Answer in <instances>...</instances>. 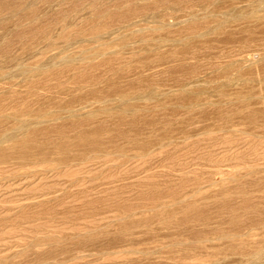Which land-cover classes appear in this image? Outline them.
Masks as SVG:
<instances>
[{
    "label": "rangeland",
    "instance_id": "obj_1",
    "mask_svg": "<svg viewBox=\"0 0 264 264\" xmlns=\"http://www.w3.org/2000/svg\"><path fill=\"white\" fill-rule=\"evenodd\" d=\"M15 1L0 0V139H8L0 140V264H264V28L227 25L219 35L211 32L213 13L207 12L218 0ZM262 1L257 9H264ZM252 3L224 10L241 7L243 12L259 5ZM175 21L180 25L175 27ZM242 57L256 63L241 70ZM231 78L237 79L231 90L206 91V84ZM195 87L205 90L191 94Z\"/></svg>",
    "mask_w": 264,
    "mask_h": 264
},
{
    "label": "bare ground",
    "instance_id": "obj_2",
    "mask_svg": "<svg viewBox=\"0 0 264 264\" xmlns=\"http://www.w3.org/2000/svg\"><path fill=\"white\" fill-rule=\"evenodd\" d=\"M11 1H12V0H11ZM13 1H15V0H13ZM20 1H21V0H20ZM23 1H24V0H23ZM25 1H26V0H25ZM34 1H35V0H34ZM34 1H31V2L33 3ZM46 1H47V0H46ZM46 1H45V2H46ZM248 1L250 2V4L253 2V3H252L253 6H254V3H255V5H257V4H259V5H257L256 7L248 8L247 11H244L246 7H245V8L243 7V8H244L243 12H241V11H242V8H241V7H240V8H239V7H236V11H235V8L233 9L234 11H231V10H230V12L224 10V9H226V7H227L229 4H233V3H234V4H237V3H238L239 5L242 6V4H243L244 2H247V4H248ZM261 1H262V0H218L216 6H215V8H214V10H212V11H208V12H207V14H208V13H213V14H214V15L212 14L213 18H212V22H211V25H212L211 32H213V33L219 35V34H221V31H222L227 25H231V26H241V27H242V26H245V28L261 27V26H262L261 28H264V9H262V8L257 9V7L260 6V5L262 4V3L260 4ZM15 2H16V1H15ZM28 2H29V1H28ZM28 2H27V3H28ZM256 2H257V4H256ZM262 2H263V4H264V1H262ZM5 3H7V2H5ZM41 3H42V2H41ZM41 3H40V4H41ZM56 3H57V2H56ZM192 3H193V2H192ZM9 4H10V3H9ZM11 4H12V3H11ZM28 4L30 5L31 3H28ZM28 4H26V5L28 6ZM49 4H50V3H49ZM76 4H77V3H76ZM195 4H196V2H195ZM238 4H237V6H238ZM0 5H3V3L0 4ZM47 5H48V4H47ZM47 5H45V6H47ZM52 5H53V4H52ZM78 5H79V4H78ZM191 5H192V4H191ZM201 5H202V4H201ZM5 6H7V5H5ZM30 6H33V4L30 5ZM95 6H96V5H95ZM40 7H41V5H40ZM42 7H43V6H42ZM54 7H55V5H54ZM97 7H99V6H97ZM249 7H250V6H249ZM260 7H261V6H260ZM5 8H6V7H5ZM26 8H27V7H26ZM28 8H29V6H28ZM28 8H27V9H28ZM32 8H33V7H32ZM50 8H51V6H50ZM50 8H49V9H50ZM21 9H22V8H20V10H21ZM238 9H239V10L241 9V10L238 11ZM5 10H6V9H5ZM17 10H18V12H20V10H19L18 8H17ZM50 10H51V9H50ZM173 10H174V9H173ZM223 10H224V11H223ZM21 11H22V10H21ZM51 11H52V10H51ZM178 11H179V10H178ZM5 12L7 13V11H5ZM5 12H4L3 14H6ZM18 12H17V13H18ZM24 12H25V11H24ZM26 12L28 13L29 11H26ZM35 12H36V11H35ZM39 12H40V11H39ZM46 12H47V11H46ZM171 12H172V10H171ZM179 12H180V11H179ZM15 13H16V12H15ZM163 13H165V11H164ZM174 13H176V12H174ZM181 13H182V12H181ZM243 13H244V14H243ZM0 14H2V12H1ZM19 14H22V13H19ZM29 14H30V13H29ZM160 14H161V13H160ZM160 14H159V16H156V17H158L159 19L164 18V17H162ZM169 14H170V13H169ZM176 14H177V13H176ZM216 14H217V15H216ZM10 15H11V14H10ZM14 15H15V14H14ZM16 15H17V14H16ZM31 15H32V14H31ZM42 15H43V14H42ZM58 15H59V14H58ZM170 15H171V14H170ZM203 15H204V13H203ZM234 15H239L238 19H237L236 21H235V20H230V19H232V18L234 17ZM5 16H6V15H5ZM5 16H4V17H5ZM8 16H9V15H8ZM51 16H53V15H51ZM54 16H55V15H54ZM104 16H105V15H104ZM165 16H166V15H165ZM191 16H192V14H191ZM231 16H232V17H231ZM12 17H13V16H12ZM22 17H23V16H22ZM30 17H31V16H30ZM90 17H91V16H90ZM144 17H145V16H144ZM192 17H193V16H192ZM205 17H206V16H205ZM228 17H230V19H227ZM34 18H35V17H34ZM0 19H1V18H0ZM4 19H5V18H4ZM7 19H10V18H7ZM12 19H13V18H11V20H12ZM18 19H20V18L18 17ZM18 19H17V20H18ZM68 19H69V18H68ZM143 19H144V18H143ZM143 19H140V20H143ZM191 19L193 20L194 18H191ZM201 19H202V18H201ZM233 19H234V18H233ZM20 20H22V18H21ZM20 20H18V21H20ZM65 20H66V19H65ZM65 20H64V21H65ZM144 20H145V19H144ZM0 21H1V20H0ZM25 21H26V20H25ZM29 21H30V20H29ZM29 21H28V22H29ZM145 21H146V20H145ZM157 21H158V20H157ZM180 21H182V20H180ZM185 21H186V20H185ZM5 22H6V20H5ZM8 22H10V20H9ZM21 22L23 23L24 21H20V22H18V24L20 23L19 25H22ZM28 22H27V23H28ZM155 22H156V21H155ZM159 22L161 23V21H158L157 24H159ZM171 22H172V21H171ZM175 22H176V21H175ZM177 22H178V21H177ZM177 22H176V23H177ZM187 22H188V21H187ZM206 22H207V21H206ZM10 23H11V22H10ZM14 23H15V21H14ZM136 23H137V22H136ZM178 23H179V22H178ZM79 24H80V22H79ZM127 24H128V23H127ZM152 24H155V23L152 22L151 25H152ZM162 24H163V23H162ZM162 24H161V25H162ZM170 24H171V23H170ZM181 24H182V22H181ZM183 24H184V21H183ZM1 25H2V24H1ZM6 25H7V24H6ZM19 25H18V26H19ZM24 25H26L25 22H24ZM24 25H23V26H24ZM34 25H35V24H34ZM34 25H33V26H34ZM128 25H129V24H128ZM151 25H150V26H151ZM163 25L165 26V24H163ZM163 25H162V26H163ZM166 25H167V24H166ZM172 25H173V23H172ZM178 25H180V23L177 24V25H175V27L178 26ZM36 26H37V25H36ZM41 26H42V25H41ZM91 26H92V25H91ZM93 26H95V25H93ZM93 26H92V27H93ZM6 27H7V26H6ZM12 27H13V26H12ZM16 27H17V26H16ZM25 27H27V26H25ZM28 27H29V26H28ZM28 27H27V28H28ZM125 27H126V26H125ZM143 27H144V26H143ZM143 27H142V28L140 27V29H144ZM169 27H173V26L170 25ZM184 27H185V26H184ZM184 27H183V28H184ZM3 28H4V27H3ZM30 28H31V27H30ZM43 28H44V27H43ZM121 28H122V26H121ZM121 28H120V30H121ZM138 28H139V25H138ZM159 28H160V27H159ZM162 28H163V27H162ZM7 29H8V28H7ZM12 29H13V28H12ZM14 29H15V28H14ZM58 29H60V28H58ZM145 29H146V28H145ZM155 29H156V28H155ZM189 29H190V28H189ZM189 29L187 28L188 31H189ZM209 29H210V28H209ZM3 30H4V29H3ZM31 30H32V29H31ZM31 30H30V31H31ZM38 30H39V29H38ZM60 30H61V29H60ZM113 30H114V29H113ZM125 30H126V29H125ZM131 30L135 31L136 29H131ZM131 30H130V31H131ZM151 30H152V29H151ZM191 30H192V29H191ZM191 30H190V31H191ZM10 31H11V28H10ZM10 31H9V32H10ZM33 31H34V30H33ZM35 31H36V28H35ZM52 31H54L53 28H52ZM58 31H59V30H58ZM73 31H74V30H73ZM114 31H115V30H114ZM117 31L119 32V30H117ZM133 31H132V32H133ZM138 31L140 32V30H138ZM142 31H144V30H142ZM209 31H210V30H209ZM7 32H8V31H7ZM55 32H56V31H55ZM55 32H54L53 34L60 33V32H57V33H55ZM106 32H107V31H106ZM122 32H123V31H122ZM124 32H125V31H124ZM124 32H123V33H124ZM136 32H137V30H136ZM243 32H244V31H243ZM27 33H29V31H27ZM108 33H109V32H107L106 34H108ZM111 33H113V35H114L115 32L112 31ZM111 33H110V34H111ZM120 33H121V32H120ZM123 33H122V34H123ZM127 33H128V32H126V34H127ZM1 34H2V33H1ZM22 34H23V33H22ZM41 34H42V33H41ZM118 34H119V33H118ZM124 34H125V33H124ZM207 34H208V33H207ZM70 35H71V34H70ZM113 35L111 34L110 37H113V38H114V37L116 36V35H114V36H113ZM119 35H120V34H119ZM13 36H14V35H13ZM36 36H37V35H36ZM44 36H45V35H44ZM44 36H43V37H44ZM101 36H102V35H101ZM104 36H105V35H104ZM199 36H200V35H199ZM202 36H204V35H202ZM2 37H3V36H2ZM7 37H8V36H7ZM9 37H10V36H9ZM14 37H15V36H14ZM47 37H50V35L47 36ZM51 37H52V36H51ZM89 37H91V36H89ZM89 37H88V38H89ZM212 37H213V36H212ZM0 38H1V37H0ZM12 38H13V37H12ZM81 38H82V37H81ZM81 38H80V39H81ZM83 38H84V37H83ZM98 38H99V37H98ZM105 38H106V37H105ZM107 38H109V37H107ZM118 38H120V37H118ZM37 39H39V37H38ZM76 39H77V38H76ZM85 39H86V38H85ZM85 39H84V40H85ZM102 39H104V38H102ZM159 39H160V38H159ZM185 39H186V38H185ZM10 40H11V39H9V41H10ZM13 40H14V39H13ZM32 40H33V39H32ZM43 40H44V39H43ZM48 40H49V39H48ZM48 40H47V42H48ZM77 40L79 41V38H78ZM77 40H76V41H77ZM92 40H93V39H90V40H87V41L92 42ZM96 40H97V39H96ZM98 40H99V39H98ZM111 40H112V39H111ZM155 40H157V39H155ZM160 40L163 41L162 39H160ZM176 40H177V38H176ZM182 40H183V39H182ZM182 40H181V41H182ZM7 41H8V40H7ZM9 41H8V42H9ZM64 41H65V40H64ZM69 41H71V40H69ZM74 41H75V40H74ZM76 41H75V42H76ZM78 41H77V42H78ZM81 41L84 42L83 39H82ZM93 41H94V40H93ZM141 41H142V40H141ZM141 41H140V42H141ZM170 41H172V40H170ZM173 41H174V40H173ZM179 41H180V40H179ZM179 41H176V42L178 43ZM5 42H6V41H5ZM35 42H36V44H37V41H35ZM41 42H43V41H41ZM44 42H46V41H44ZM47 42H46V44H47ZM52 42H53V41H52ZM72 42H73V41H72ZM72 42H67V43H72ZM94 42H95V41H94ZM110 42H112V41H110ZM176 42L174 41V43H176ZM18 43H19V42H18ZM21 43H23V42H21ZM26 43H27V42H26ZM96 43H98V42L96 41ZM108 43H109V42H108ZM138 43H139V42H138ZM141 43H142V42H141ZM2 44H3V43H2ZM36 44H35V45H36ZM38 44H39V42H38ZM51 44H52V43H51ZM53 44H54V43H53ZM53 44H52V45H53ZM75 44H76V43H75ZM81 44H82V43H81ZM81 44H80V45H81ZM84 44H85V42H84ZM106 44H107V42H106ZM134 44H135V43H134ZM254 44H255V43H254ZM20 45H21V44H20ZM26 45H27V44H26ZM33 45H34V44H33ZM33 45H32V46H33ZM43 45H44V44H43ZM48 45H49V44H48ZM52 45H51V46H52ZM57 45H59V44L56 43L55 46H57ZM62 45H64V44H62ZM66 45H67V44H66ZM98 45H101V44H98ZM172 45H173V44H172ZM18 46H19V45H18ZM29 46H30V44H29ZM51 46L48 47V48L51 49ZM60 46H61V45H60ZM60 46H59V47H60ZM68 46H69V45H68ZM93 46H95V45H93ZM125 46H126V45H125ZM125 46H124V47H125ZM127 46H128V45H127ZM129 46H130V45H129ZM158 46H159V45H158ZM161 46H162V45H161ZM163 46H164V45H163ZM252 46H253V44H252ZM19 47H20V46H19ZM39 47H40V46H39ZM44 47H47V46H44ZM57 47H58V46H57ZM253 47H254V46H253ZM42 48H43V47H42ZM96 48H97V47H96ZM19 49H20V48H19ZM21 49H22V48H21ZM21 49H20V50H21ZM23 49H24V48H23ZM84 49H85V48H84ZM91 49H92V48H91ZM161 49H162V48H161ZM181 49H182V48H181ZM24 50H25V49H24ZM53 50L55 51V49L52 48V53H53ZM58 50H59V49H58ZM80 50H81V49H80ZM85 50H86V49H85ZM92 50H93V49H92ZM163 50H164V49H163ZM31 51H32V50H31ZM50 51H51V50H50ZM60 51H61V54H62V50H60ZM65 51H66V50H65ZM120 51H121V50H120ZM120 51H119V52H120ZM220 51H221V50H220ZM22 52H23V51H22ZM44 52H45V51H43L42 54H43ZM56 52H57V51H56ZM66 52H67V51H66ZM66 52H65V53H66ZM221 52H222V51H221ZM221 52H220V53H221ZM15 53H16V52H15ZM35 53H36V52H35ZM49 53H50V52H49ZM49 53L47 54V56L49 55ZM52 53H50V54H52ZM57 53H58V52H57ZM104 53H105V52H104ZM106 53H107V51H106ZM223 53H224V52H222V54H223ZM21 54H22V53H21ZM44 54H45V53H44ZM58 54H59V53H58ZM107 54H108V53H107ZM110 54H111V53H110ZM114 54H115V53H114ZM118 54H119V53H118ZM16 55H17V54H16ZM32 55H33V54H32ZM45 55H46V54H45ZM87 55L89 56L88 53H87ZM92 55H93V54H92ZM98 55H99V54H98ZM116 55H117V54H116ZM256 55H257V54H256ZM17 56H18V55H17ZM53 56H54V55H53ZM55 56H57V55L55 54ZM59 56H61V55H59ZM77 56H78V55H77ZM94 56H96V55H94ZM99 56H100V55H99ZM192 56H193V55H192ZM241 56H242V55H241ZM29 57H30V55H29ZM42 57H43V56H42ZM49 57L51 58V56H49ZM63 57H64V56H63ZM86 57H87V56H86ZM102 57H103V56H102ZM216 57H217V56H216ZM27 58H28V57H27ZM53 58H54V57H53ZM81 58H82V57H81ZM87 58H89V57H87ZM91 58H92V57H91ZM95 58H97V57H95ZM95 58H93V59H95ZM99 58H100V57H99ZM254 58H255V57H254ZM256 58H257V57H256ZM263 58H264V57H263ZM42 59H43V58H42ZM60 59H61V58H60ZM72 59H73V58H72ZM11 60H12V59H11ZM13 60H15V59H13ZM63 60H64V58H63ZM132 60H133V59H132ZM162 60H163V59H162ZM191 60H192V59H191ZM42 61H43V60H42ZM45 61H48V60H46V58H45L44 62H45ZM51 61H52V60H51ZM64 61H65V60H64ZM95 61H96V59H95ZM179 61H180V60H179ZM195 61H196V60H195ZM44 62H43V63H44ZM48 62H49V61H48ZM53 62H54V61H53ZM68 62H69V61H68ZM202 62H203V61H202ZM43 63H42V64H43ZM49 63H50V62H49ZM49 63H48V65H49ZM55 63H56V62H55ZM71 63H72V62H71ZM178 63H179V62H178ZM227 63H228V61H227ZM229 63H231V62H229ZM236 63H237V61H236ZM255 63H256L255 61H253V60H251V59H247L246 57H244V58L242 57V58H240V60L238 61V64L240 65L241 70H245L246 68L251 67V66L254 65ZM17 64H18V63H17ZM19 64H20V63H19ZM50 64H51V63H50ZM87 64H88V61H87L86 65H87ZM93 64H94V63H93ZM123 64H124V63H123ZM123 64H122V65H123ZM125 64H126V63H125ZM127 64H128V63H127ZM127 64H126V65H127ZM129 64H130V63H129ZM129 64H128V65H129ZM155 64H156V63H155ZM241 64H242L243 66H242ZM59 65H61V64H59ZM68 65H69V63H68ZM71 65H72V64H70V66H71ZM74 65H75V64H74ZM120 65H121V64H120ZM122 65H121V66H122ZM128 65H127V66H128ZM234 65H235V64H234ZM20 66H21V65H20ZM38 66H41V63H40V64L37 63V67H38ZM46 66H47V65H46ZM46 66H45V67H46ZM64 66H65V65H64ZM213 66H214V65H213ZM227 66H230V65L227 64ZM13 67H14V66H13ZM37 67H36V68H37ZM51 67H52V66H51ZM60 67H61V66H60ZM85 67H86V66H85ZM163 67H164V66H163ZM230 67L232 68V66H230ZM26 68H27V67H26ZM46 68H47V67H46ZM46 68H44V69L46 70ZM49 68H50V66H49ZM81 68H82V67H81ZM211 68H212V67H211ZM220 68H221V67H220ZM231 68H229V69H231ZM11 69H12V68H11ZM32 69H34V68H32ZM32 69H30V70H32ZM40 69H41V67H40ZM83 69H84V68H83ZM221 69H222V68H221ZM221 69H220V70H221ZM226 69H227V67H226ZM234 69H235V68H234ZM17 70H18V69H17ZM38 70H39V69H38ZM45 70H44V71H45ZM80 70H81V69H80ZM118 70H119V69H118ZM211 70H212V69H211ZM213 70H214V69H213ZM13 71H14V70H13ZM24 71H26V70H24ZM24 71H23V72H24ZM32 71H33V70H32ZM40 71H42V69H41ZM44 71H42V72H44ZM81 71H82V70H81ZM102 71H103V70H102ZM165 71H166V70H165ZM216 71H217V70H216ZM216 71H215V73H216ZM218 71H219V70H218ZM222 71H224V70H222ZM230 71H231V70H230ZM18 72H19V71H18ZM18 72H17V73H18ZM74 72H75V71H74ZM158 72H159V71H158ZM158 72L156 71L155 73L158 74ZM206 72H207V71H206ZM213 72H214V71H213ZM219 72H221V71H219ZM227 72H229L228 69H227ZM233 72H234V71H233ZM233 72H232V73H233ZM239 72H240V70H239ZM15 73H16V72H15ZM27 73H29V72H27ZM33 73H34V71H33ZM35 73H36V72H35ZM35 73H34V74H35ZM87 73H88V72H87ZM115 73H116V72H115ZM147 73H150V71H149V72H146V74H147ZM153 73H154V71H153ZM159 73H160V72H159ZM164 73H165V72H164ZM166 73H167V72H166ZM208 73H210V72H208ZM208 73H207L206 75H208ZM211 73H212V71H211ZM235 73H236V72H234L233 74H235ZM39 74H40V73H39ZM72 74H73V72H72ZM109 74H110V73H109ZM216 74H217V73H216ZM219 74H220V73H219ZM3 75H4V74H3ZM9 75H11V74H9ZM22 75H23V73H22L21 75H19V77L21 78ZM24 75H26V74H24ZM69 75L71 76V73H70ZM95 75H96V74H95ZM144 75H145V74H144ZM149 75H150V74H149ZM151 75H153V74H152V71H151ZM166 75H167V74H166ZM203 75H205V74H203ZM209 75H210V74H209ZM235 75H236V74H235ZM235 75H234V76H235ZM36 76H37V75H36ZM145 76H146V75H145ZM145 76H144V77H145ZM156 76H158V75H155V77H156ZM163 76H164V74H163ZM195 76H196V75H195ZM198 76H199V75H198ZM201 76H202V75H201ZM232 76H233V75H232ZM234 76H233V77H234ZM19 77H17V78H19ZM66 77H67V76H66ZM106 77H107V76H106ZM108 77H109V75H108ZM159 77H160V75H159ZM179 77H180V76H179ZM190 77H191V76H190ZM196 77H197V76H196ZM204 77H205V76H204ZM236 77H237V75H236ZM8 78H9V76L6 77V79H8ZM10 78H11V77H10ZM31 78H33V76H32ZM68 78H69V77H68ZM125 78H126V77H125ZM125 78H124V79H125ZM129 78H130V77H129ZM129 78H128V79H129ZM147 78H148V77H147ZM149 78H150V77H149ZM151 78H153V77H151ZM157 78H158V77H157ZM163 78H164V77H163ZM167 78H168V77H167ZM167 78H166V79H167ZM188 78H189V77H188ZM197 78H198V77H197ZM206 78H207V77H206ZM228 78H229V77H228ZM12 79H13V78H12ZM106 79H107V78H106ZM111 79H112V78H111ZM141 79H144V78L141 77ZM164 79H165V78H164ZM169 79H170V78H169ZM174 79H175V78H174ZM178 79H179V78H178ZM192 79H193V78H192ZM192 79H191V81H192ZM200 79H201V78H200ZM200 79H199V80H200ZM2 80H4V79H2ZM19 80H20V79H19ZM23 80H24V78H23ZM67 80H69V79H67ZM108 80H109V78H108ZM115 80H116V79H114V81H115ZM119 80H121V79H119ZM170 80H171V79H170ZM175 80H176V79H175ZM193 80H194V79H193ZM196 80H197V79H196ZM201 80H202V79H201ZM204 80H206V79L204 78ZM221 80H222V79H221ZM221 80H220V81H221ZM238 80H239V79H238ZM21 81H22V80H21ZM61 81H62V79H61ZM91 81H92V80H91ZM110 81H111V80H110ZM122 81H123V79H122ZM126 81H128V80H126ZM146 81H147V80H146ZM146 81H145V82H146ZM162 81H163V80H162ZM173 81H174V80H173ZM180 81H181V82H179V83H182V80H180ZM189 81H190V80H189ZM197 81H198V80H197ZM206 81H207V80H206ZM210 81H213V80H210ZM214 81H215V80H214ZM217 81H218V80H217ZM234 81H237V79H236V78H231L230 81L228 80V81H225V82L222 81V82H220V83H217V82H216V84H213V83H215V82H212V84L209 83L208 85L206 84L205 86L208 87V88L206 89V91H209V92H210L209 95H212L214 92L225 93V92L228 91V89H230V88L232 87V84L234 83ZM62 82H63V81H62ZM65 82H66V81H65ZM94 82H96V81H94ZM100 82H101V80H100ZM124 82H125V80H124ZM154 82H155V81H154ZM159 82H161V81H159ZM165 82H166V81H165ZM165 82H163V83H165ZM19 83H20V81H19ZM21 83H22V82H21ZM54 83H55V82H54ZM129 83H130V82H129ZM156 83H157V82H156ZM156 83H155V84H156ZM169 83H170V82H169ZM173 83H175V82H173ZM199 83H200V82H199ZM240 83H241V82H240ZM244 83H245V82H244ZM256 83H257V82H256ZM15 84H16V82H15ZM24 84H25V83H24ZM60 84H61V83H60ZM95 84H96V83H95ZM109 84H111V83H109ZM109 84H107V85H109ZM140 84H141V83H140ZM153 84H154V83H153ZM189 84H190V82H189ZM195 84H196V83H195ZM195 84H192V85H195ZM200 84H201V83H200ZM242 84H243V83H242ZM49 85H51V84H49ZM52 85H53V83H52ZM89 85H90V83H89ZM107 85H105V86L108 87ZM147 85H148V84H146V88H147ZM156 85L158 86V84H156ZM159 85H160V84H159ZM164 85H166V84H164ZM171 85H172V83H171ZM192 85H191V86H192ZM197 85H198V84H197ZM197 85H196V86H197ZM237 85H238V83H237ZM239 85H240V84H239ZM243 85H244V84H243ZM246 85H247V83H246ZM47 86H48V85H47ZM47 86H46V87H47ZM139 86H140V85H139ZM150 86H151V84H150ZM154 86H155V85H154ZM166 86H167V85H166ZM179 86H180V84H179ZM201 86H202V85H201ZM10 87H11V86H10ZM62 87H63V86H62ZM67 87H68V86H67ZM70 87H71V86H70ZM76 87H77V86H76ZM83 87H84V86H83ZM83 87H82V88H83ZM111 87H112V86H111ZM113 87H114V86H113ZM119 87H120V86H119ZM129 87H130V86H129ZM142 87H143V86H142ZM142 87H140V88H142ZM152 87H153V85H152ZM155 87H156V86H155ZM167 87H168V86H167ZM167 87H166V88H167ZM186 87H187V86H186ZM37 88L42 89V88H44V87L41 88V86H39V87H37ZM59 88H61V87H59ZM77 88H78V87H77ZM92 88H93V87H91V89H92ZM95 88H96V87H95ZM95 88H94V89H95ZM101 88H103V87H101ZM115 88H116V87H115ZM122 88H124V87H122ZM130 88H131V87H130ZM156 88H157V87H156ZM166 88H164L165 91H166ZM178 88H179V87H178ZM180 88H181V87H180ZM187 88H188V87H187ZM205 88H206V87H205ZM89 89H90V88H89ZM96 89H97V88H96ZM103 89H104V88H103ZM120 89H121V88H119V91H121ZM148 89H149V88H148ZM154 89H155V88H154ZM164 89H162V90L164 91ZM167 89H168V88H167ZM181 89H182V88H181ZM185 89H186V88H185ZM263 89H264V88H263ZM23 90H24V89H23ZM32 90H33V89H32ZM56 90H58V89L56 88ZM106 90H107V89H106ZM108 90H109V89H108ZM108 90H107V91H108ZM110 90H111V89H110ZM112 90H113V89H112ZM146 90H147V89H146ZM152 90H153V89H152ZM155 90L157 91L158 89H155ZM176 90H177V89H176ZM176 90H175V91H176ZM178 90H179V89H178ZM178 90H177V91H178ZM200 90H201V87H200L199 89H197V88L195 87V89L191 90L192 92H190V91H189V92H190L191 94H192V93H199ZM204 90H205V89H204ZM204 90H201V91H204ZM215 90H216V91H215ZM230 90H231V89H230ZM230 90H229V91H230ZM5 91H6V90H5ZM26 91H27V90H26ZM38 91H39V90H38ZM90 91H92V90H90ZM90 91H89V92H90ZM97 91H99V89H98ZM140 91H141V90H140ZM169 91H170V90H169ZM182 91H183V90H182ZM250 91H251V90H250ZM19 92H21V91H19ZM23 92H24V91H23ZM31 92H33V91H31ZM57 92H58V91H57ZM60 92H61V91H60ZM60 92H59V93H60ZM63 92H65V91H63ZM89 92H87V93H89ZM115 92H117V91H115ZM137 92H138V91H137ZM167 92H168V91H167ZM55 93H56V92H55ZM59 93H58V94H59ZM61 93H62V92H61ZM61 93H60V94H61ZM99 93H100V92H99ZM102 93H104V92H102ZM106 93H107V92H106ZM135 93H136V92H135ZM149 93H150V92H149ZM161 93H163V92H161ZM164 93H165V92H164ZM179 93H180V92H179ZM187 93H188V92H187ZM97 94H98V92H97ZM113 94H114V92H113ZM120 94H121V93H120ZM177 94H178V93H177ZM177 94H176V95H177ZM23 95H24V93H23ZM25 95H28V94L25 93ZM89 95H91V93H90ZM102 95H104V94H102ZM102 95H101V96H102ZM108 95H111V93H108ZM158 95H160V94H158ZM171 95H174V94H171ZM181 95H182V94H181ZM199 95H200V94H198V97H199ZM202 95H203V94H202ZM35 96H36V95H35ZM41 96H42V95H41ZM83 96H84V95H83ZM95 96H96V95H95ZM101 96H100V97H101ZM106 96H107V95H106ZM162 96H163V95L161 94V97H162ZM178 96H179V95H178ZM190 96H191V95H190ZM196 96H197V95H196ZM200 96H201V95H200ZM205 96H206V95H205ZM207 96H208V95H207ZM217 96H219V95H217ZM36 97H37V96H36ZM42 97H43V96H42ZM42 97H41V98H42ZM67 97H68V96H67ZM69 97H70V96H69ZM81 97H82V96H81ZM85 97H86V96H84V98H85ZM97 97H98V95H97ZM104 97H105V96H104ZM112 97H116V96H112ZM112 97H111V98H112ZM139 97H140V96H139ZM142 97H143V96H142ZM144 97H146V96H144ZM148 97H149V95H148ZM166 97H169V95H167ZM166 97H165V98H166ZM170 97H171V96H170ZM191 97H192V96H191ZM235 97L237 98V96H235ZM254 97H256V96H254ZM78 98H80V97H78ZM92 98H94V97H92ZM118 98H120V96H118ZM124 98H125V96H124ZM129 98H130V97H129ZM136 98H137V97H136ZM150 98H152V97H150ZM153 98H154V97H153ZM163 98H164V96H163ZM189 98H190V97H189ZM217 98H218V97H217ZM241 98H242V97H241ZM247 98H248V97H247ZM247 98H246V99H247ZM34 99H35V97H34ZM38 99H39V98H38ZM46 99H47V98H46ZM68 99H69V98H68ZM88 99H90V98H88ZM102 99H104V98H102ZM106 99H107V98H106ZM126 99H127V98H126ZM158 99H159V98H158ZM242 99H243V98H242ZM244 99H245V98H244ZM29 100H31V99H29ZM40 100H41V99H40ZM66 100H67V99H66ZM74 100H75V98H74ZM78 100H79V99H78ZM80 100H81V99H80ZM113 100H114V99H113ZM128 100H129V99H128ZM134 100H136V99H134ZM138 100L141 101V99H138ZM145 100H146V99H145ZM147 100H148V99H147ZM49 101H51V100H49ZM64 101H65V100H64ZM64 101H63L62 103H64ZM70 101L72 102V100H70ZM84 101H85V100H84ZM88 101H89V100H88ZM102 101H104V100H102ZM106 101H107V100H106ZM142 101H143V100H142ZM148 101H149V100H148ZM154 101H155V100H152V102H154ZM156 101H157V100H156ZM236 101H237V100H236ZM238 101H239V100H238ZM22 102H23V100H22ZM27 102H28V100H27ZM41 102H42V100L40 101V103H41ZM81 102H82V101H81ZM85 102H86V101H85ZM118 102H119V101H118ZM120 102H121V101H120ZM120 102H119V104H121ZM129 102H130V101H129ZM150 102H151V101H150ZM214 102H215V101H214ZM233 102H234V101H233ZM46 103H47V102H46ZM73 103H74V102H73ZM83 103H84V102H83ZM102 103H104V102H102ZM108 103H110V102H108ZM111 103H113V102L111 101ZM125 103H126V102H125ZM127 103H128V101H127ZM224 103H225V102H224ZM229 103H230V102H229ZM35 104L37 105V103H35ZM71 104H72V103H71ZM193 104H194V103H193ZM202 104H203V103H202ZM206 104H209V102L206 103ZM210 104H211V103H210ZM212 104H213V103H212ZM217 104H218V103H217ZM19 105H20V104H19ZM40 105H41V104H40ZM47 105H49V104H47ZM66 105H67V104H66ZM79 105H81V104H79ZM94 105H95V104H94ZM101 105H102V104H101ZM104 105H105V104H104ZM113 105H114V104H113ZM113 105L111 104V106H113ZM117 105H118V104H117ZM219 105H220V104H219ZM17 106H18V105H17ZM45 106H46V105H45ZM77 106H78V105H77ZM107 106H108V105H107ZM125 106H126V105H125ZM128 106H129V105H128ZM147 106H148V105H147ZM173 106H174V104H173ZM176 106H177V104H176ZM179 106H180V105H179ZM189 106H190V105H189ZM194 106H195V105H194ZM197 106H198V105H197ZM201 106H202V105H201ZM203 106H204V105H203ZM42 107H43V106H42ZM54 107H55V106H54ZM64 107H65V105H64ZM74 107H75V105H74ZM115 107H116V106H115ZM118 107H121V106H118ZM126 107H127V106H126ZM163 107H167V106H163ZM181 107H182V105H181ZM198 107H200V106H198ZM211 107H212V106H211ZM32 108H33V107H32ZM62 108H63V107H62ZM87 108H88V107H87ZM159 108H160V107H159ZM161 108H162V106H161ZM174 108H175V106H174ZM178 108H179V107H178ZM183 108H184V107H183ZM192 108H193V107H192ZM48 109H49V108H48ZM56 109H57V108H56ZM60 109H61V108H60ZM84 109H85V108H84ZM84 109H83V110H84ZM96 109H97V108H96ZM98 109H99V108H98ZM100 109H101V108H100ZM125 109H126V108H125ZM130 109H131V108H130ZM136 109H137V108H136ZM136 109H135V110H136ZM139 109H140V108H139ZM151 109H152V108H151ZM151 109H150V110H151ZM156 109H157V107H156ZM169 109H170V108H169ZM194 109H195V108H194ZM204 109H205V108H204ZM37 110H39V109H37ZM45 110H46V109H45ZM45 110H44V111H45ZM70 110H71V109H70ZM79 110H80V108H79ZM116 110H117V109H116ZM116 110H115V111H116ZM122 110H123V109H122ZM140 110H141V109H140ZM144 110H145V109H144ZM148 110H149V109H148ZM154 110H155V109H154ZM160 110H161V109H160ZM162 110H164V109H162ZM167 110H168V109H167ZM167 110H166V111H167ZM183 110H184V109H183ZM195 110H196V109H195ZM201 110H203V109H201ZM18 111H19V109H18ZM24 111H25V109H24ZM24 111H23V112H24ZM41 111H42V109H41ZM80 111H82V110H80ZM107 111H108V110H107ZM110 111H111V110H110ZM112 111H113V110H112ZM115 111H114V112H115ZM125 111H126V110H125ZM130 111H131V110H130ZM130 111H128V112L130 113ZM145 111H146V110H145ZM166 111H165V112H166ZM171 111H172V110H171ZM174 111H175V109H174ZM180 111H181V110H180ZM184 111H185V110H184ZM5 112H6V111H5ZM13 112H15V111H13ZM28 112H30V111L28 110ZM87 112H88V111H87ZM87 112H86V113H87ZM116 112H117V111H116ZM123 112H124V111H123ZM128 112H127V113H128ZM148 112H149V111H148ZM148 112H147V113H148ZM158 112H159V111H158ZM158 112H157V114H158ZM181 112H183V111H181ZM251 112H252V111H251ZM19 113H20V111H19ZM32 113H34V112H32ZM39 113H40V112H39ZM39 113H37V114H39ZM44 113H45V112H44ZM44 113H43V114H44ZM58 113H59V112H58ZM66 113H67V112H66ZM69 113H70V112H69ZM93 113H94V112H93ZM93 113H92V114H93ZM124 113H125V112H124ZM124 113L122 114V116L126 115V114H124ZM132 113H133V110H132ZM152 113H153V112H152ZM7 114H8V112H7ZM27 114H28V113H27ZM35 114H36V112H35ZM53 114H54V113H53ZM75 114H76V113H75ZM150 114H151V113H150ZM150 114H149V115H150ZM163 114H164V113H163ZM166 114H168V113H166ZM173 114H174V113H173ZM177 114H178V113H177ZM29 115H30V114H29ZM44 115H45V114H44ZM46 115H47V114H46ZM49 115H51V114H49ZM57 115H58V114H57ZM82 115H83V114H82ZM89 115H90V114H89ZM93 115H95V113H94ZM97 115H98V114H97ZM97 115H96V116H97ZM149 115H148V117H149ZM179 115H180V114H179ZM179 115H178V116H179ZM191 115H192V114H191ZM30 116H31V115H30ZM32 116H33V115H32ZM36 116H37V115H36ZM39 116H40V115H39ZM72 116H73V115H72ZM120 116H121V115H120ZM120 116H117V117H120ZM143 116H144V115H143ZM150 116H151V115H150ZM154 116H155V114H154ZM182 116H183V115H181V117H182ZM1 117H3V116H1ZM19 117H20V116H19ZM28 117H29V116H28ZM42 117H43V116H42ZM84 117H85V116H84ZM84 117H83V118H84ZM91 117H92V116H91ZM100 117H101V116H100ZM112 117H113V116H112ZM170 117H171V116H170ZM23 118H24V117H23ZM52 118H54V117H52ZM74 118H75V117H74ZM106 118H107V117H106ZM164 118H165V116L163 117V119H164ZM168 118H169V117H168ZM179 118H180V117H179ZM3 119H4V117H3ZM5 119H6V118H5ZM9 119H10V118H9ZM11 119H16V118H11ZM17 119H18V118H17ZM28 119H29V118H28ZM28 119H27V120H28ZM30 119H31V118H30ZM43 119H44V118H43ZM46 119H47V118H46ZM48 119H49V117H48ZM65 119H66V118H65ZM75 119H76V118H75ZM95 119H96V118H95ZM95 119H94V120H95ZM111 119H112V118H111ZM118 119H119V118H118ZM194 119H195V118H194ZM7 120H8V119H7ZM37 120H38V119H37ZM60 120H61V119H60ZM62 120H63V119H62ZM101 120H102V119H101ZM170 120H171V118H170ZM173 120H174V119H173ZM192 120H193V119H192ZM19 121H20V120H19ZM29 121H30V120H29ZM44 121H45V119H44ZM64 121H65V120H63L62 122H64ZM87 121H88V120H87ZM107 121H108V120H107ZM114 121H115V120H114ZM163 121H165V120H163ZM163 121H162V122H163ZM171 121H172V120H171ZM201 121H202V120H201ZM53 122H56V121L53 120V121H52V125H53ZM62 122H60V123H62ZM67 122H68V121H67ZM78 122H79V121H78ZM98 122L101 123V121H98ZM98 122L95 120V123H98ZM109 122H110V121H109ZM109 122H108V123H109ZM162 122H161V123H162ZM168 122H169V121H168ZM177 122H178V121H177ZM216 122H217V121H216ZM15 123H16V122H15ZM18 123H19V122H18ZM79 123H80V122H79ZM86 123H87V122H86ZM88 123H89V122H88ZM110 123H111V122H110ZM159 123H160V122H159ZM178 123H180V122H178ZM207 123H208V122H207ZM211 123H212V121H211ZM213 123H214V122H213ZM11 124H12V123H11ZM22 124H23V123H22ZM22 124H21V125H22ZM111 124H112V123H111ZM17 125H18V124H17ZM26 125H28V124H26ZM45 125H47V123H46ZM153 125H154V124H153ZM160 125H161V124H160ZM7 126H8V125H7ZM19 126H20V125H18L17 127H19ZM30 126H31V125H30ZM61 126H62V125H61ZM85 126H86V125H85ZM114 126H115V125H114ZM126 126H127V125H126ZM128 126H129V125H128ZM156 126H157V125L155 124V128H156ZM169 126H170V124H169ZM183 126H184V125H183ZM183 126H181V127L183 128ZM203 126H204V125H202V127H203ZM205 126H206V125H205ZM2 127H3V126H2ZM20 127H22V126H20ZM37 127H38V125H37ZM41 127H43V126H41ZM53 127H54V126H53ZM58 127H59V126H58ZM96 127H97V126H96ZM107 127H111V126H107V125H106V128H107ZM112 127H113V126H112ZM129 127H130V126H129ZM139 127H140V126H139ZM146 127H147V126H146ZM176 127H177V126H176ZM184 127H185V126H184ZM200 127H201V126H200ZM3 128H5V127H3ZM26 128H27V126H26ZM26 128H25V130H26ZM84 128H85V127H84ZM123 128H124V127H123ZM126 128H127V127H126ZM133 128H134V127H133ZM135 128H136V127H135ZM137 128H138V127H137ZM16 129H17V128H16ZM16 129H13V130H16ZM40 129L43 131L42 128H40ZM87 129H88V128H87ZM93 129H94V127H93ZM103 129H104V128H103ZM112 129H113V128H112ZM112 129H111V130H112ZM115 129H116V128H115ZM119 129H120V128H119ZM169 129H170V128H169ZM178 129H179V128H178ZM219 129H220V128H219ZM0 130H2V129H0ZM35 130L37 131V129H35ZM38 130H39V128H38ZM49 130H51V129H49ZM60 130H61V129H60ZM63 130H64V129H63ZM91 130H92V129H91ZM106 130H107V129H106ZM111 130H110V131H111ZM150 130H151V129H150ZM152 130H153V129H152ZM152 130H151V131H152ZM220 130H221V129H220ZM229 130H230V129H229ZM229 130H227V131H229ZM231 130H232V129H231ZM3 131H5V130L3 129ZM55 131H56V130H55ZM58 131H59V130H58ZM58 131H57V132H58ZM73 131H74V130H73ZM75 131H76V130H75ZM89 131H90V130H89ZM89 131H88V132H89ZM103 131H104V130H103ZM148 131H149V130H148ZM180 131H181V130H180ZM223 131H224V130H223ZM26 132H27V130H26ZM40 132H41V131H40ZM48 132H49V131H48ZM57 132H56V133H57ZM60 132H61V131H60ZM84 132H85V131H84ZM94 132H95V131H94ZM94 132H93V133H94ZM119 132H120V131H119ZM123 132H124V131H123ZM129 132H130V131H129ZM129 132H127V133H129ZM190 132H191V131H190ZM196 132H197V130H196ZM201 132H202V131H201ZM217 132H218V131H217ZM221 132H222V131H221ZM8 133H9V132H8ZM17 133H18V132H17ZM29 133H30V131H29ZM54 133H55V132H54ZM58 133H59V132H58ZM58 133H57V134H58ZM66 133H68V132L66 131ZM69 133H70V132H69ZM91 133H92V132H91ZM96 133H97V132H96ZM114 133H115V132H114ZM146 133H147V132H146ZM194 133H195V132H194ZM199 133H200V132H199ZM207 133H208V131H207ZM207 133H206V134H207ZM212 133H213V131H212ZM242 133H246V134H247V132H242ZM10 134H11V133H10ZM21 134H23V132H22ZM27 134H28V133H27ZM41 134H42V133H41ZM45 134H47V135L49 134V135H50L51 133H45ZM61 134H62V132H61ZM87 134H88V133H87ZM110 134H111V133H110ZM110 134H109V136H110ZM115 134H116V133H115ZM129 134H130V133H129ZM137 134H138V133H137ZM188 134H189V133H188ZM190 134H192V133H190ZM248 134H249V133H248ZM248 134H247V135H248ZM18 135H19V134H18ZM32 135H33V134H32ZM43 135H44V134H42L41 136H43ZM52 135H53V132H52ZM63 135H64V134H63ZM63 135L60 136V137H63ZM97 135H98L97 137H99V134H97ZM103 135H104V133H103ZM111 135H112V134H111ZM113 135H114V134H113ZM121 135H122V134H121ZM152 135H153V133H152ZM224 135H225V134H224ZM7 136H8V135H7ZM12 136H13V135H12ZM12 136H11V138H12ZM15 136H17V134H16ZM54 136H55V135H54ZM106 136H107V135H106ZM118 136H119V135H118V133H117V137H118ZM136 136H137V135H136ZM166 136H167V135H166ZM168 136H170V135H168ZM168 136H167V138H169ZM195 136H197V135H195ZM210 136H211V135H210ZM215 136H216V135H215ZM220 136H221V135H220ZM2 137H3V136H2ZM2 137H1V139H3V142L0 141V143H1V142H2V143H5L4 140H6V139H4V138H2ZM5 137H6V136H5ZM58 137H59V136H58ZM101 137H102V136H101ZM103 137H104V136H103ZM112 137H113V136H111V139L113 140ZM122 137H123V136H122ZM151 137H152V136H151ZM154 137H155V136H154ZM164 137H165V136H164ZM170 137H171V136H170ZM176 137H177V136H176ZM198 137H199V136H198ZM256 137H257V136H256ZM13 138H14V137H13ZM39 138H40V137H39ZM42 138H43V137H42ZM75 138H76V137H75ZM77 138L79 139L78 136H77ZM77 138H76V139H77ZM89 138H90V137H89ZM93 138H94V137H93ZM108 138H109V137H108ZM108 138H107V139H108ZM119 138H120V136H119ZM123 138H124V137H123ZM135 138H136V137H135ZM149 138H150V137H149ZM191 138H192V137H191ZM1 139H0V140H1ZM27 139H28V138H27ZM43 139H44V138H43ZM49 139H50V138H49ZM86 139H87V137H86ZM90 139H91V138H90ZM90 139H89V140H90ZM96 139H97V138H96ZM109 139H110V138H109ZM117 139H118V138H117ZM117 139H116V140H117ZM124 139H125V138H124ZM129 139H130V138H129ZM133 139H134V138H133ZM150 139H151V138H150ZM157 139H158V138H157ZM171 139H173V137H172ZM177 139H178V138H177ZM180 139H181V138H180ZM186 139H187V138H186ZM186 139H185V140H186ZM7 140H8V139H7ZM7 140H6V141H7ZM9 140H10V139H9ZM14 140H15V139H14ZM14 140H13V141H14ZM31 140H33V139H31ZM39 140H40V139H39ZM41 140H42V139H41ZM41 140H40V141H41ZM44 140H45V139H44ZM58 140H59V139H58ZM82 140H83V138H82ZM84 140H85V139H84ZM167 140H168V139H167ZM167 140H166V141H167ZM173 140H175V138H174ZM173 140H171V141H173ZM10 141H12V140H10ZM10 141H9V142H10ZM28 141H29V140H28ZM36 141L38 142V140H36ZM40 141H39V142H40ZM74 141H75V139H74ZM74 141H73V142H74ZM93 141H94V140H93ZM97 141H98V140H97ZM97 141H96V142H97ZM114 141H115V140H114ZM127 141H128V139H127ZM161 141H162V139H161ZM164 141H165V140H164ZM179 141H180V140H179ZM181 141H182V140H181ZM37 142H35V143H37ZM42 142H43V140H42ZM57 142H58V141H57ZM98 142H99V141H98ZM101 142H102V141H101ZM104 142H106V140H105ZM108 142H109V141H108ZM108 142H106V143H108ZM147 142H149V140H148ZM147 142H146V144H147ZM155 142H156V141H155ZM26 143H27V142H26ZM31 143H32V142H31ZM46 143H48L47 139H46ZM46 143H44V145H45ZM54 143H56V142H54ZM63 143H64V142H63ZM93 143H95V142H92V144H93ZM106 143H104V144H106ZM109 143H110V142H109ZM117 143H119V142L117 141ZM123 143H124V142H123ZM165 143H166V142H165ZM165 143H164V144H165ZM167 143H168V142H167ZM173 143H174V142H173ZM176 143H177V142H176ZM6 144H7V143H6ZM8 144H9V143H8ZM24 144H25V142L23 143V145H24ZM59 144H60V143H59ZM64 144L66 145V143H64ZM90 144H91V143H90ZM92 144H91V145H92ZM104 144H103V145H104ZM23 145H22V146H23ZM31 145H33V144H31ZM41 145H43V143H42ZM48 145H49V144H48ZM65 145H64V146H65ZM72 145H73V144H72ZM76 145H77V144H76ZM85 145H87V141L85 142ZM93 145H94V144H93ZM106 145H107V144H106ZM106 145H105V146H106ZM115 145H116V143H115ZM150 145H151V144H150ZM159 145H160V144H159ZM162 145H163V143H162ZM167 145H168V144H167ZM167 145H166V146H167ZM24 146H27V145H24ZM33 146H34V145H33ZM35 146H36V145H35ZM56 146H57V145H56ZM58 146H59V145H58ZM88 146H89V145H88ZM101 146H102V145H101ZM107 146H108V145H107ZM110 146H111V145H110ZM13 147H14V146H13ZM29 147H30V145H29ZM42 147H43V146H41V149H42ZM67 147H68V145H67ZM75 147H76V146H75ZM75 147H74V148H75ZM89 147H90V146H89ZM89 147H88V148H89ZM98 147H100V143H99V146H98ZM121 147H122V146H121ZM121 147H120V148H121ZM157 147H158V145H157ZM163 147H164V146H163ZM7 148H8V147H7ZM15 148H16V147H15ZM23 148H24V147H23ZM48 148H49V147H48ZM72 148H73V147H72ZM72 148H71V149H72ZM86 148H87V147L85 146V149H86ZM92 148H93V146H92ZM92 148H91V149H92ZM94 148H95V147H94ZM96 148H97V147H96ZM108 148H110V149H107V148H106V149L109 151V150L112 149V146H111V147H108ZM26 149H27V148H26ZM29 149H30V148H29ZM31 149H32V148H31ZM36 149H37V148H36ZM36 149H35V150H36ZM38 149H39V148H38ZM38 149H37V150H38ZM49 149H50V148H49ZM53 149H54V148H53ZM80 149H81V148H80ZM100 149H101V148H100ZM100 149H99V150H100ZM102 149H103V148H102ZM106 149L104 148V151H105ZM118 149H119V148H118ZM32 150H33V149H32ZM35 150H34V151H35ZM42 150H44V149H42ZM123 150H124V149H123ZM23 151H24V150H23ZM34 151H33V152H34ZM39 151H40V150H39ZM73 151H74V150H73ZM86 151H87V150H86ZM117 151H118V150H117ZM150 151H151V150H150ZM0 152H2V151H0ZM4 152H5V151H4ZM4 152H3V153H4ZM8 152H9V150H8ZM12 152H13V151H12ZM28 152H29V151H28ZM33 152H32V153H33ZM53 152H54V151H53ZM66 152H67V151H65V153H66ZM74 152H75V151H74ZM95 152H96V151H95ZM102 152H103V150H102ZM118 152H120V151H118ZM122 152H123V151H122ZM5 153H6V152H5ZM29 153H30V152H29ZM38 153H39V152H38ZM57 153H58V152H57ZM59 153H60V152H59ZM61 153H62V152H61ZM69 153H70V152H69ZM72 153H73V152H72ZM92 153H93V152H92ZM115 153H116V152H115ZM18 154H19V152H18ZM27 154H28V153H27ZM27 154H26V155H27ZM33 154H34V153H33ZM36 154H37V153H36ZM63 154H64V152H63ZM63 154H62V155H63ZM80 154L83 155L84 153H79V155H80ZM119 154H120V153H119ZM10 155H11V154H10ZM10 155H9V156H10ZM57 155H58V154H57ZM57 155H56V156H57ZM59 155H60V154H59ZM87 155H88V154H87ZM93 155H95V154H93ZM120 155H121V154H120ZM122 155H125V154L122 153ZM17 156H18V155H17ZM22 156H23V155H22ZM24 156H25V155H24ZM40 156H41V155H40ZM53 156H54V154H53ZM67 156H68V155H67ZM70 156H72V154H71ZM4 157H5V156H4ZM6 157H7V156H6ZM15 157H16V156H15ZM28 157H29V156H28ZM50 157H52V156H50ZM64 157H65V156H64ZM72 157L74 158L75 156H72ZM93 157H94V156H93ZM93 157H92V158H93ZM115 157H116V156H115ZM118 157H119V156H118ZM126 157H127V156H126ZM130 157H132V156H130ZM142 157H144V156H142ZM7 158H8V157H7ZM7 158H6V159H7ZM23 158H24V157H23ZM25 158H26V157H25ZM40 158H41V157H40ZM57 158L59 159V157H57ZM61 158H62V157H61ZM76 158H77V157H76ZM76 158H75V159H76ZM80 158H81V157H80ZM90 158H91V157H90ZM90 158H89V159H90ZM133 158H136V157H133ZM138 158H141V157H138ZM6 159H5V160H6ZM30 159H32V158H30ZM33 159H34V157H33ZM36 159L38 160V158H36ZM58 159H57V160H58ZM66 159H67V158H66ZM83 159H85V158H83ZM83 159H82V160H83ZM94 159H95V158H94ZM0 160H3V159H0ZM8 160H9V159H8ZM26 160H27V159H26ZM28 160H29V159H28ZM45 160H46V159H45ZM54 160H55V159H54ZM57 160H56V161H57ZM97 160H98V159H97ZM9 161H10V160H9ZM34 161H36V160H34ZM38 161H39V160H38ZM80 161H81V160H80ZM101 162H102V161H101ZM5 163H7V162L5 161ZM5 163H4V164H5ZM13 163H14V162H13ZM16 163H17V162H16ZM16 163H14V164H16ZM35 163H36V162H35ZM44 163H46V162H44ZM21 164H23V163H21ZM21 164H20V165H21ZM42 164H43V163H42ZM59 164H60V163H59ZM65 164H68V163H65ZM99 164H100V163H99ZM38 165H39V164H38ZM68 165H69V164H68ZM73 165H74V164H73ZM79 165H81V164H79ZM21 166H23V165H21ZM56 166H57V165H56ZM70 166H71V165H70ZM83 166H84V165H83ZM91 166H93V165H91ZM2 167H3V166H2ZM6 167H7V166H6ZM45 167H46V166H45ZM88 167H89V166H88ZM7 168H8V167H7ZM7 168H6V169H7ZM13 168H15V167H13ZM37 168H38V167H37ZM57 168H58V167H57ZM62 168H63V167H62ZM77 168H78V167H77ZM77 168H76V169H77ZM79 168H80V167H79ZM85 168H87V167H85ZM6 169H5V170H6ZM15 169H16V168H15ZM17 169H18V168H17ZM17 169H16V170H17ZM38 169H39V168H38ZM55 169H56V168H55ZM76 169H75V170H76ZM80 169H81V168H80ZM0 170H1V168H0ZM31 170H33V169H31ZM34 170H35V169H34ZM45 170H46V169H45ZM84 170H85V169H84ZM3 171H4V170H3ZM42 171H44V170H42ZM42 171H41V172H42ZM255 171H256V170H255ZM6 172H8V171H6ZM11 172H12V171H11ZM14 172H15V171H14ZM39 172H40V171H39ZM3 173H4V172H3ZM85 173H87V172H85ZM25 174H26V173H25ZM64 174H65V173H64ZM71 174H72V173H71ZM88 174H89V173H88ZM61 175H63V174H61ZM61 175H60V177H61ZM72 175H73V174H72ZM67 176H68V174H67ZM69 176H70V175H69ZM243 176H244V175H243ZM260 176H261V175H260ZM19 177H20V176H19ZM261 177H263V176H261ZM39 178H40V177H39ZM64 179H65V178H64ZM226 179H228V178H226ZM68 180H69V179H68ZM10 182H11V181H10ZM10 182H9V183H10ZM55 183H56V182H55ZM1 184H2V183H1ZM1 184H0V185H1ZM47 184H48V183H47ZM206 185H207V184H206ZM209 185H210V184H209ZM209 185H208V186H209ZM52 187H53V186H52ZM204 187H206V186H204ZM48 188H49V187H48ZM198 189H199V188H198ZM251 190H252V189H251ZM197 191H198V190H196V192H197ZM210 194H211V193H210ZM182 195H183V194H182ZM205 195H206V194H205ZM217 196H218V195H217ZM179 199H180V198H179ZM218 199H219V198H218ZM218 199H217V200H218ZM165 200H166V199H165ZM176 200H177V198L175 199V201H176ZM227 200H228V199H227ZM179 201H180V200H178V202H179ZM219 201H220V200H219ZM233 201H234V200H233ZM178 202H177V203H178ZM215 202H218V201H215ZM211 203H212V202H211ZM179 204H180V203H179ZM204 204H205V203H204ZM208 204H210V203H208ZM208 204H207V205H208ZM202 205H203V204H202ZM200 206H201V205H200ZM211 206H212V205H211ZM214 206H215V205H214ZM240 206H241V205H240ZM185 207H186V206H185ZM208 207H210V206H208ZM202 208H203V207H202ZM243 208H244V206H243ZM178 210H179V209H178ZM201 210H205V208H204V209H201ZM90 212H91V209H90ZM93 212H94V211H93ZM238 212H239V210H238ZM239 214H241V213H239ZM243 215H244V213H243ZM254 215H255V213H254ZM254 215H253V216H254ZM202 217H203V216H202ZM244 217H245V215H244ZM249 217H250V215H249ZM185 218H186V217H185ZM241 218H242V217H241ZM156 219H157V218H156ZM203 220H204V219H203ZM185 222H186V221H185ZM186 223H187V222H186ZM243 223H244V222H243ZM251 224H252V223H251ZM180 225H181V224H180ZM211 225H213V224H211ZM246 225H247V224H246ZM202 226H203V225H202ZM215 226H216V225H215ZM179 227H181V226H179ZM182 227H184V226H182ZM204 227H205V226H204ZM210 227H211V226H210ZM224 227H225V226H224ZM261 227H262V226H261ZM263 227H264V226H263ZM177 228H178V227H177ZM257 228H258V227H257ZM154 229H155V228H154ZM220 229H221V228H220ZM251 229H252V228H250V230H251ZM157 230H158V229H157ZM190 230H191V229H190ZM221 230H222V229H221ZM252 230H253V229H252ZM206 231H207V230H206ZM224 231H225V230H224ZM241 231H243V230H241ZM241 231H240V232H241ZM204 232H205V230H204ZM218 232L220 233L219 230H218ZM222 232H223V231H222ZM233 232H234V231H233ZM213 234H214V233H213ZM221 234H222V233H221ZM221 234H220V235H221ZM245 234H246V233H245ZM251 234H252V233H251ZM248 235H249V233H248ZM263 235H264V234H263ZM217 236H218V235H217ZM228 236H229V235H228ZM228 236H226V237H228ZM230 236H231V235H230ZM237 236H238V235H237ZM240 236H242V235H240ZM208 237H209V236H208ZM215 237H216V236H215ZM219 237H220V236H219ZM221 237H222V236H221ZM194 238H195V236H194ZM224 238H225V237H224ZM229 238H230V237H229ZM204 240H205V239H204ZM246 240H247V239H246ZM211 241H212V240H211ZM253 241H254V240H253ZM194 242H195V241H194ZM202 242H203V241H202ZM208 242H209V241H208ZM85 243L87 244V242H85ZM179 243H180V242H179ZM251 243H252V242H251ZM216 244H217V243H216ZM225 244H226V243H225ZM84 245H85V244H84ZM84 245H83V246H84ZM176 245H177V244H176ZM210 245H212V244H210ZM84 247H85V246H84ZM189 248H190V247H189ZM220 252H222V251H220ZM216 253H217V252H216ZM218 253H219V252H218ZM225 254H226V253H225ZM214 255H215V254H214ZM219 255H220V254H219ZM220 256H221V255H220ZM224 259H225V257H224ZM262 259H263V258H262ZM219 260H221V259H219ZM262 261H263V260H262ZM219 262H220V261H219ZM223 262H224V261H223ZM228 263H229V262H228ZM260 263H261V262H260ZM219 264H221V262H220ZM224 264H225V263H224ZM226 264H227V263H226ZM236 264H237V262H236Z\"/></svg>",
    "mask_w": 264,
    "mask_h": 264
}]
</instances>
